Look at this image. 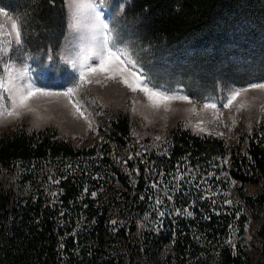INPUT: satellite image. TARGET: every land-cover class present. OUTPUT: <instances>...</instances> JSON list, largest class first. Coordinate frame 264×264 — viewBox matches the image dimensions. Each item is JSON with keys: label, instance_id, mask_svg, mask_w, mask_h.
Masks as SVG:
<instances>
[{"label": "trees", "instance_id": "16d2710c", "mask_svg": "<svg viewBox=\"0 0 264 264\" xmlns=\"http://www.w3.org/2000/svg\"><path fill=\"white\" fill-rule=\"evenodd\" d=\"M131 4L141 40L154 49L221 64L236 50L264 55V0ZM30 7L32 26L41 32L47 30L43 23L49 30L64 14V0H34ZM245 80L263 81L264 74ZM113 117L104 136L82 147L55 137L53 129L0 134V264H264V228L257 258L243 236L250 216L264 210V197L242 193L246 211L224 212L229 201L235 204L227 198L222 210L210 204L215 189L233 180L264 181V122L253 126L245 153L180 125L143 153L128 115ZM155 184L168 191L160 195ZM181 203L177 215L173 207ZM159 204L171 208L161 216Z\"/></svg>", "mask_w": 264, "mask_h": 264}, {"label": "rangeland", "instance_id": "374dc122", "mask_svg": "<svg viewBox=\"0 0 264 264\" xmlns=\"http://www.w3.org/2000/svg\"><path fill=\"white\" fill-rule=\"evenodd\" d=\"M1 1L6 3V5L0 3V7L6 10V14L0 13V82L5 88L19 82L16 80L18 73L25 64L29 65V63L33 64L30 75L34 81L36 78L35 83L38 87H46L52 92H63L77 82L78 71L73 69L70 63L64 62L70 48L72 58H77L76 54L79 51V41L73 35L69 0H64V14L61 16L59 13L60 16L54 17L56 23H50L49 30V24H42L47 28L46 32H41V29L32 26L35 13L30 6L33 5L34 0ZM121 2L124 3L125 8L119 18V25L124 36L134 41L131 45V58L139 57L147 68L152 69L153 75L157 77L155 83L161 86V90L167 89L171 92L182 90V94L189 95L193 103L174 100L169 103L167 110L163 106L153 108L143 93H133L122 83L101 78L100 83L94 80L93 83L77 89L73 96L74 100L86 98V101L82 100V104L88 107L89 113H92L91 128L83 118L73 115L74 110L67 103L66 97L52 95L33 102L34 111H21L19 117L11 118L5 114L4 118L0 119V134L11 130L38 133L45 129H53L56 131L55 137L70 140L74 146L82 147L91 145L104 136L111 117L126 113L131 120L130 132L133 140L143 153L151 147L150 141L160 139L164 143L169 130L176 125L193 134L225 140L231 146L240 145L242 152L245 153L253 126L264 122V90L249 89L241 92L229 108H223L222 104L226 102L231 91L244 88L250 83L244 79L251 75L264 74V55L248 56L236 50L231 55L230 61L221 64L212 63L206 56L204 58L190 53L188 55L173 53L165 46L154 49L151 44L141 40L139 18L131 17L128 13L132 0H107L106 16L108 12L115 15L119 11ZM21 20L24 22L23 54L17 56L15 49L18 45L15 43L11 24L13 21L19 23ZM94 62L98 63V61ZM5 64L9 65L10 71L5 69ZM0 95L4 96L0 104L10 108L11 101L8 99L7 91L0 89ZM93 100L95 104L89 106L88 102ZM209 102L216 103L217 109L205 108L204 104ZM103 150L109 152L111 149ZM117 159L120 162V158H115ZM225 161L229 163V157L220 162L222 166ZM5 172L6 177L12 178V185L15 182L16 186L18 180ZM223 176L226 177V172ZM153 188L157 189L160 195L168 191L161 184H155ZM226 191L229 192L228 195L222 196ZM214 192L216 195L210 202L213 204V209L222 210L220 203L227 198L233 200L235 204L230 205L229 201L227 209H223L224 212H229L234 207L246 211L244 204L241 203L242 193L253 198L264 197V181L242 185L233 180L215 189ZM207 197L206 195L202 199ZM240 203L242 207L239 206ZM188 206L186 204V208ZM184 207L185 203L174 205L173 211L177 215L182 214ZM170 208L171 206L166 207L162 204L156 206L160 213L168 212ZM246 228L243 235L245 242L254 252L253 256L257 258L261 247L259 235L264 228V210L255 216L251 215Z\"/></svg>", "mask_w": 264, "mask_h": 264}, {"label": "snow or ice", "instance_id": "6c2138e0", "mask_svg": "<svg viewBox=\"0 0 264 264\" xmlns=\"http://www.w3.org/2000/svg\"><path fill=\"white\" fill-rule=\"evenodd\" d=\"M68 7L74 29L73 35L79 41V51L76 54L77 58H72V49L70 48L69 55L64 59V62L70 63L73 69L78 71L79 80L63 92H52L46 87L36 85L30 75V66L25 64L16 77L18 83L5 88L4 84L0 82V89L7 91L8 99L11 101L10 108L0 104V119L4 118L5 114L11 118L19 117L21 111H34L33 102L42 97L56 95L66 97L67 103L74 110L73 115L83 118L87 126L91 128L93 126L90 119L92 113H89L88 107L82 104V100L86 101V98L74 100L73 96L77 89L82 88L85 84L93 83L94 80L96 83H100L101 78L122 83L133 93H143L153 108L163 106L167 110L169 103L174 100L193 103L189 95L182 94V90L175 92L167 89L161 90V86L155 83L157 77L153 75L152 69L147 68L139 57L131 58V45L134 44V41L124 36L119 25V18H121L125 8L123 2L119 3V11L115 15L108 12L107 16L105 12L108 7L107 0H69ZM0 13L6 14V10L0 7ZM23 27L24 22L22 20L19 23L13 21L11 24L15 43L18 45L15 49L17 56L23 54ZM94 61H98V63ZM5 69L11 70L8 64H5ZM249 89L264 90V82H251L244 88L231 91L222 107L229 108L241 92H246ZM3 100L4 96L0 95V101ZM88 103L91 106V104H95V100ZM204 107L215 110L217 104L209 102L205 103ZM157 203L160 201L157 200ZM160 215L163 216L164 213L161 212ZM113 223L116 222L113 221Z\"/></svg>", "mask_w": 264, "mask_h": 264}, {"label": "bare ground", "instance_id": "6f19581e", "mask_svg": "<svg viewBox=\"0 0 264 264\" xmlns=\"http://www.w3.org/2000/svg\"><path fill=\"white\" fill-rule=\"evenodd\" d=\"M38 116V115H37ZM71 122H74V121H71Z\"/></svg>", "mask_w": 264, "mask_h": 264}]
</instances>
